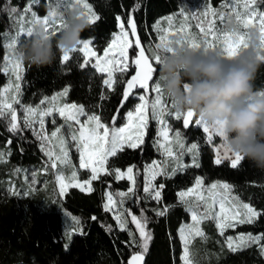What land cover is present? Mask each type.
I'll list each match as a JSON object with an SVG mask.
<instances>
[{
	"label": "trees",
	"instance_id": "1",
	"mask_svg": "<svg viewBox=\"0 0 264 264\" xmlns=\"http://www.w3.org/2000/svg\"><path fill=\"white\" fill-rule=\"evenodd\" d=\"M29 0H12V6L22 11ZM98 19L90 23L91 27L81 33L82 39L92 38V46L97 54L109 44L112 34L118 30L117 17L127 25L131 16L137 25V34L147 47L155 39L153 25L165 15L175 13L180 7V0H87ZM213 3L217 0H212ZM220 1V0H218ZM6 0H0L4 8ZM138 5V7H136ZM264 6V0H259ZM40 14L46 11L45 0L35 6ZM16 18H10L7 11H0V69L4 56L1 34L12 31ZM60 31V30H59ZM59 31H53L54 36ZM28 35L19 38V48ZM85 60L82 53L71 52L70 60L62 62L61 53L51 66L37 68L22 60V78L20 99L23 103H36L44 95L69 86L66 101L81 104L88 114L101 115L103 122L111 124L112 117L118 113L122 103L126 78L134 74H116L115 87L108 89L103 84L104 74L97 72L89 60V65L81 68ZM156 67V65H155ZM157 73H154L156 79ZM7 77L0 71V87ZM254 87L264 88V62L257 71ZM105 97L101 99V97ZM136 102L129 99L119 112L116 125ZM186 113V112H184ZM197 115H194V120ZM172 129L179 130L183 140L198 144V164L195 167L186 163L183 170L172 175V169L166 167L169 175L156 178L157 185H163L161 199L148 198L144 188V168L153 160L160 158L157 144V121L149 116L144 143L138 149L125 148L116 157H110L106 168L111 174L103 173L92 181V192L69 187L65 195L57 190L52 169L40 176L43 187L25 191L20 168L38 166L45 162L46 156L41 151L38 140L27 129L23 132H9L0 118V148L6 156L0 162V264H127L133 252H139L136 244L129 246V232L139 233L127 216V230L122 231L111 211L105 210L104 192L126 191L133 184L126 178L117 179L115 169L124 170L134 166L135 192L123 202L124 209L140 215L145 209L149 218L147 229L152 234L149 250L144 257V264H180L181 242L178 229L188 221L187 206L179 201L178 191L187 189L201 177L204 185L212 181H224L232 186V193L242 202L251 204L257 211L264 212V170L256 168L250 161L242 159L237 168L230 167L227 160L220 165L213 163L214 150L205 132L200 126L184 129L183 119L167 118ZM218 139V138H216ZM11 140L9 145L7 142ZM216 141V140H215ZM16 182L17 191L10 192L8 184ZM168 208L165 216H157L156 210ZM66 217H75L79 223L66 224ZM95 217L96 219H93ZM110 226V227H109ZM72 227L70 233L69 228ZM202 230L207 239L194 237L190 245L195 264H264V255L253 244L232 251L225 236L239 233L260 235L264 233V216L255 223L239 224L227 229L222 236L214 221L202 223ZM82 233V234H81Z\"/></svg>",
	"mask_w": 264,
	"mask_h": 264
},
{
	"label": "snow or ice",
	"instance_id": "2",
	"mask_svg": "<svg viewBox=\"0 0 264 264\" xmlns=\"http://www.w3.org/2000/svg\"><path fill=\"white\" fill-rule=\"evenodd\" d=\"M83 2V0H81ZM259 0H232L231 8L232 11L229 13V17L232 14L235 15V20L238 25H243L244 29L249 28L253 25L254 21L258 25L259 33L261 37V45L264 47V12H257L255 6ZM236 5H242L244 11H237ZM59 7V3L57 4ZM87 8L88 6L85 5ZM138 7V5L136 6ZM223 7V5H222ZM33 4H27L22 11H18V6H12V0H6L4 8H0V11H7L10 18L18 17L19 20L24 21L27 14H31L33 20L31 23H42L50 34H54L50 31L54 28V25H59L55 31H59L63 27L62 19H54L57 17L56 11H52L42 21L37 17L35 11H32ZM90 11V9H89ZM183 15V9L181 10ZM205 17L208 15L215 16L216 12L214 9L209 8L206 13L203 14ZM94 13L89 16V22L92 23ZM225 13L219 14V19L223 23ZM98 19V17H96ZM120 17H117L119 32L114 33L111 42L103 49V55L98 56L97 51L92 47V41H81L82 47L79 49H73V52L82 53L85 57L83 63L80 64L81 68H85L89 65L88 58H95V63L91 64L97 72L106 73L107 78L103 80V84L108 89L115 87L116 74L128 73L129 70H133L134 74H130V78H126V86L123 89V100L120 105V109L116 116L112 117L111 124L103 122L102 116L95 113L88 114L82 105L67 104L65 103L62 107H41V106H24L20 104L19 96L21 92V86L17 82L21 79L19 73L21 72V63L19 59L12 62L11 72L15 74V81L9 79L8 84L3 88H0V118H10L8 131L12 133H21L25 129L31 130L33 135L40 141L41 151L44 152L45 156L49 158L50 167L56 169L58 173L56 176L57 181L60 185V195H65L69 187L85 189L87 185V191L92 192L94 189L91 187L92 181L99 179V174L104 172L111 174L105 167L110 157H116L126 147L131 149H138L144 143V137L148 128V116L146 115V109L149 107V101L147 93L149 91L155 93V99L153 100L152 107V118L156 119L158 124L161 126L158 129V136L163 138L164 142L157 141L158 148L162 149V154L167 158L163 163L175 164L172 169V175L177 171L183 170L181 160L185 153L193 155L192 166L199 167L196 162V150L198 145L196 143L186 147L185 142L181 139V132L176 131L174 137H170V126L165 121L164 114L172 115L168 111L164 94L159 86L157 80L154 84L150 85V81L154 79V73L156 67L154 66L159 63V56H149L146 54L151 51V48L146 49L143 46L142 38L137 35V25L131 16L127 19V27L125 24L120 22ZM169 23L173 20V17L166 18ZM199 20V18L197 17ZM52 21L51 23L49 21ZM187 17L182 22L178 32L174 33L175 36L179 37L178 42L187 43L189 46L202 51L216 50L217 54L221 56L231 57L236 54L241 46L244 44L245 35L237 28L234 31L223 30L218 28L215 20L203 19L199 20L196 24V28L202 36L199 38L200 42L196 41L187 27ZM160 21H157L156 28L159 29ZM29 27L27 32L30 31ZM135 37L134 40L129 39V35ZM212 37V39H209ZM159 43H156L155 48H160L163 44L170 43L172 39H168L167 35L159 36ZM215 41V43H214ZM133 55L135 58L133 59ZM63 61H69V53L63 54ZM8 60V57H5ZM5 73L9 72L8 68L0 69ZM68 89H64L58 96H65L68 93ZM58 97H53L56 100ZM105 97H101L104 99ZM139 103L134 105V110H129L125 114L126 123L117 127V121L120 118L119 112L123 110L129 99H137ZM20 104L21 109L24 112L23 125L19 123V117L17 109L14 105ZM44 101H41V105ZM58 111L59 117L65 121L64 125L55 127V120H53L54 130L49 134L45 126V117H49L53 114V111ZM175 119H183L184 129H189L192 126H203V132L208 133V141H212L211 129L220 138H224L225 133L223 128L219 125L209 126L202 119L197 118L192 122L194 113L187 111L186 114L175 112ZM87 117L86 120H82V117ZM39 125L36 128L35 125ZM67 126L68 135L75 146V150L79 155V169L89 170L90 178L84 180L82 183L78 179V173L76 170L71 171L70 176H65L58 167L64 165L67 167L70 163L69 157L70 152L65 137L62 133V129ZM78 126V127H76ZM11 144V140L7 142ZM172 143H175L179 151H174ZM58 148L59 151H54ZM223 148V156L220 155V149ZM216 156L213 163L220 165L223 160L229 159L230 150L225 147L223 143L215 149ZM234 158L230 159V167L237 168L239 162L243 159L239 154L232 153ZM3 154L0 153V156ZM134 166L127 169L126 173H122L120 169H115L114 174L117 179H122L126 175L127 178L132 181L133 186L129 187L127 192L119 193H106L107 203L104 205L106 211L114 212V219L117 221L118 226L122 231L127 230L125 217H131V223L135 225L136 232L139 233V239H137L135 233L129 232L130 240L128 241L129 246L136 244L139 248V252H133L127 264H143L144 257L149 250V242L152 239V234L147 229L148 217L144 214L145 209H141L140 215L133 214L131 210H121L123 202L128 198L129 194L135 192V180L133 176ZM146 183L143 191L148 194V198L153 200H160L162 196L163 185L158 187L153 185V181L158 175H169L165 167L160 166V162L153 161L151 165L146 166ZM35 176H33V182ZM65 181H68L67 183ZM207 192V195L204 193ZM232 193V186L228 183H221L219 181L212 183L206 189L204 187V181L201 177H196L195 183L192 187L186 190L180 191L177 195L179 201L187 206V211L191 214V223H182L178 229V234L181 240V252L179 255L180 264H195L193 254L191 252L190 245L192 238L199 237L201 239H207L206 234L202 230V223L208 220L214 221L219 233L223 236L227 229L236 228L239 224L255 223L258 219L264 216V212L257 211L249 203H243L238 196H234ZM118 196V201L114 200L113 197ZM218 205V210L216 207ZM168 208L156 210L157 216H165ZM76 220L75 217H73ZM93 219H96L93 217ZM79 223L78 220H76ZM110 227V226H109ZM82 234V233H81ZM234 242L235 246H234ZM228 247L232 251H237L239 248L249 247L253 244L260 247L261 255H264V233L253 236L252 234H239L237 237H227Z\"/></svg>",
	"mask_w": 264,
	"mask_h": 264
},
{
	"label": "clouds",
	"instance_id": "3",
	"mask_svg": "<svg viewBox=\"0 0 264 264\" xmlns=\"http://www.w3.org/2000/svg\"><path fill=\"white\" fill-rule=\"evenodd\" d=\"M59 18L63 27L58 35L50 34L43 24L30 28L18 51L19 58L29 66H51L58 53L76 49L81 33L91 27L81 0H64ZM225 27L228 31L238 28L231 17ZM178 40L174 38L152 52L160 58L157 82L172 109L178 113L191 111L209 126H221L225 147L264 170V88L254 87L264 62L259 31L250 27L246 46L231 57L198 50Z\"/></svg>",
	"mask_w": 264,
	"mask_h": 264
},
{
	"label": "rangeland",
	"instance_id": "4",
	"mask_svg": "<svg viewBox=\"0 0 264 264\" xmlns=\"http://www.w3.org/2000/svg\"><path fill=\"white\" fill-rule=\"evenodd\" d=\"M180 1H181L180 7H179L177 12L165 15L164 17H162V18L157 20V21H160L159 29H157L155 27L157 22L153 25V30H154V33H155L156 37H155V39H153V41H151V44L147 47V49L151 48V51L147 52V54L149 56H151L153 50L155 49L156 43L160 42V40H159V36L160 35H167L168 39L179 38L178 36H175L174 33L179 31L182 22L185 21V17H187L186 27H187L188 31L191 33V35L194 38H196L197 42H200L199 38L202 36V34H200L199 30L196 28V24L199 22V20H203L205 18L213 19V20H215V23H216L218 28H221L223 30H227L226 27H225V21L229 17L228 14L231 13V11H232V8H231L232 0H220V1L217 0L214 3H213L212 0H180ZM39 2H40V0H29L27 2V4H29V3L33 4L32 11H35L37 17H39V19L41 21L46 16H48V14L50 12H52V11H56V13H57V17L54 18V19H58L59 18V11L64 5V0H45V2H46V11H45L44 14H40L38 12V9L35 8V6H38ZM58 3H59V7H57ZM82 3L84 5L88 6L86 8V10L88 11L89 16H91L94 13V16H92V19L95 20L96 17H97V14L94 12V10H93L92 6L90 5V3L87 0H83ZM222 5H223V7H222ZM209 8L215 10V12H216L215 16L208 15L207 17H205L203 15L204 13L207 12V10ZM89 9H90V11H89ZM182 9H183V13H184L183 15L180 14ZM255 9H256L257 12H264V6H260L259 2L255 6ZM236 10L237 11H241V12L244 11L242 5H236ZM221 12L225 13V17H224L223 23L219 19V14ZM170 16L173 17V20L171 21V23H169V21L166 19L167 17H170ZM197 17L199 18V20L197 19ZM231 18H233L235 20V15L232 14ZM32 20H33V17L31 16V14H27L26 15V19L24 21H21V20H19V18H17L16 22H15V25H14V29L12 31H4L1 34L2 42H3V46H4V56H3V60H2V69L3 68H8L9 72H7V73L4 72L6 74L7 80L0 88H3L6 84H8L9 79L15 81V74L11 72V67H12V62H14L16 59H19L20 63H21V72L19 73V75L22 78V59H20L19 56H18L19 38L22 35H28L27 29L29 27H32V26H35V25H38V24H42V23H31ZM49 22L51 23L52 21L50 20ZM120 22H122L121 19H120ZM237 26L239 27V29L243 32V34L245 36H246V34H247V32H248L250 27L255 28V29H257V31H259L258 25L255 23V21H254L253 25L250 26L247 29H244L243 25H238L237 24ZM58 27H59V25H54V28L52 30H50V31H55V29L58 28ZM125 29L127 31H129V33H130V29H128L127 25H125ZM118 32H119V28L114 33H118ZM113 34H112V36H113ZM111 39H112V37H111ZM129 39L130 40H134L132 38L131 34L129 35ZM209 39H212V37H209ZM88 40L92 41V38L81 39V41H88ZM110 42H111V40H110ZM214 43H215V41H214ZM80 47H82V43L77 46V49H79ZM212 51L216 52V50H212ZM71 52L72 51L69 52V56H70ZM102 55H103V52L101 54H98V56H102ZM5 57H8L7 61L5 60ZM62 57H63V54L61 53V61L65 62V61H63ZM134 58H135V56L133 55V59ZM90 59L93 60V62L95 63V58H88V60H90ZM154 66H155V64H154ZM103 74H104V79H106L107 78L106 73H103ZM156 80H157V76H156V79L154 81H150L149 82L150 85L154 84ZM17 82L21 86V79L19 81H17ZM66 88L69 90V86L67 85V86H65L63 89H61L59 91L53 92L52 94H49V95L42 96L39 99V101L36 102V103H23V102H21V99H20V96H19L20 104H22L24 106H32V107H36V106H41V107H44V108L54 107V109L58 108V107H62L65 103H67V104H77V103H74V102H67L66 101L67 95L58 96V94L62 93L64 91V89H66ZM147 96H148V101H149V107L146 109V115L148 116V119H149V116L152 117V111L153 110H152L151 104H152L153 100L155 99V93L149 91L147 93ZM53 97H58V98L56 100H53ZM164 99H165V104H166V107H167L168 111L172 113V115H168L167 113H165L164 117H163L165 119V121L167 122V124L169 125V122L167 121V118H175V115H174L175 111H174V109H172L171 104H170L168 98L165 95H164ZM41 101H44L43 105H41ZM136 103H139L138 98L136 99L135 104ZM20 104H16L14 106L16 107L17 113H18V117L20 118L19 119V123L21 125H23L24 112L21 109ZM77 105H81V104H77ZM134 105L129 110H134ZM126 113H127V111L124 113V115L122 117V122L119 125H116L117 127H121L127 122L126 119L124 118ZM182 113H184V112H182ZM9 119L10 118H1L5 128L7 130H8V127H9ZM81 119L82 120H86L87 117L85 116V117H82ZM195 119H197V118H195ZM53 120H55V127H59V126L65 124L64 119L59 117L58 111L54 110L53 114L51 116L45 117V126H46V130H47V132L49 134L54 130ZM157 124H158V122H157ZM35 127L39 128V125L37 124V125H35ZM76 127H78V126H76ZM160 127L161 126L158 124L156 138H157V141L159 140L160 142H164L163 138L158 136V129ZM200 127L203 129L202 125ZM29 131L33 134V132L31 130H29ZM176 131H179V130L172 129L171 126H170V132H169L170 137H174ZM210 132H212V141L210 143H211V145L213 147V150H214V153H215V156H216L215 149L218 148L220 145H222L224 142H223L222 138H220V137H218L216 135V133L211 129V127H210ZM62 133H63V135L65 137V140H66V143H67V146H68V151L70 152V157H69L70 163H69V165L67 167H65L64 165H60L59 162H57L58 163V167L61 168V170H62V172H63V174L65 176H70L71 171L76 170L77 173H78V179L82 183L84 180L90 178V171L89 170L79 169V155H78V153L75 150V146H74L73 142L71 141L70 136L68 135L67 126H65L62 129ZM35 138H36V136H35ZM216 138H218V139H216ZM181 139L183 140L182 135H181ZM207 139H208V136H207ZM183 141L185 142V146L186 147H189V146H191V144L196 143V142H186L185 140H183ZM38 142H39V145H40V141L39 140H38ZM172 147H173L174 151H177V152L179 151V148H178V146L175 143H172ZM159 150H160V154H161L160 158L155 159V161L160 162V166L161 167H165V168L169 167V168L173 169V167H175V164H173V163H168L167 165H164L163 162L167 158L162 154L163 150L162 149H159ZM54 151L58 152L59 149L56 148V149H54ZM0 153L3 154L2 156H0V162H1V161H3L5 159V156H6L5 149L0 148ZM220 155L223 156V148L220 149ZM231 158H234V156H233L232 153H229V159L227 160V161H229V163H230V159ZM152 162H150L146 166L151 165ZM196 162L198 163V148L196 150ZM50 163H51V161H49V158L46 156L45 162L42 163L41 165L31 166V167H27V168H20L19 169V171L21 172V175H22V180L25 183V191H32V190H35L38 187H40V188L43 187L44 186V181L40 180V176L42 174H44V173H47L48 170H49L48 168H50L53 171L55 184H56L58 192L60 193V185H59V182L56 179V176H57L58 173L56 172V169H53V168L50 167ZM186 163H189L190 165L193 164V155L192 154L185 153L183 155V158L181 160V164H182V166H185ZM146 166H145V168H146ZM129 167H131V166H129ZM129 167H127L124 170L120 169V171L122 173H126L127 169ZM145 168H144V186H145V183H146ZM103 173L104 172H101L99 174V176L101 174H103ZM33 176H35V181L34 182H33ZM158 176H160V175H158ZM158 176H156V178ZM115 177H116V175H115ZM124 178L128 179L126 175L124 176ZM155 180L152 183H153V185L158 187V185L155 182ZM65 182L67 183L68 181H65ZM212 182L214 183V182H217V181H212ZM219 182L226 183L224 181H219ZM207 185L208 184L204 185L205 189L207 188ZM87 187L88 186L86 185L84 191H87L86 190ZM17 188H18V185L16 184V182L12 181V182H10L8 184V190L10 192L17 191ZM109 192L115 194V193H119V192H127V190L126 191H112L110 189H106L105 192H104V197H105L104 202H105V204L107 203L106 193H109ZM204 194L207 195V192H205ZM130 196H131V194H129L128 198H130ZM128 198H126L125 200H127ZM113 199L118 201L120 198L118 196L114 195ZM243 203H246V202H243ZM215 207H216V210H218V205L215 206ZM121 210H124V205H122V209ZM111 212H112V214L114 216L115 209H113ZM190 216H191V214L189 213L188 221H184L183 223H191ZM125 222H126V225H127V218L126 217H125ZM66 224L68 226H70L71 224H75V220L73 218L66 217ZM71 229H72V227L69 228V230H71ZM69 232L71 233L72 230L69 231ZM239 234H246V233H239ZM239 234H235V235H232V236L231 235L225 236L226 243H227V237L228 236H231V237L235 238ZM178 236H179V234H178ZM253 236H255V235H253ZM179 239H180V237H179ZM192 240H193V238H192ZM180 242H181V240H180ZM235 243L236 242H234V246H235ZM227 245H228V243H227ZM259 249H260V247H259Z\"/></svg>",
	"mask_w": 264,
	"mask_h": 264
},
{
	"label": "crops",
	"instance_id": "5",
	"mask_svg": "<svg viewBox=\"0 0 264 264\" xmlns=\"http://www.w3.org/2000/svg\"><path fill=\"white\" fill-rule=\"evenodd\" d=\"M196 118H199V117L197 116ZM206 135L208 136V133H206ZM214 158H215V156H214ZM128 180H129V179H128ZM129 181H130V180H129ZM130 182L132 183V181H130ZM194 183H195V182H194ZM212 183H213V182L208 183L207 187L210 186ZM193 185H194V184H193ZM193 185H192V186H193ZM158 186H159V185H158ZM192 186H190V187H192ZM182 190H186V189H182ZM182 190H180V191H182ZM180 191H178V193H179ZM178 193H177V194H178Z\"/></svg>",
	"mask_w": 264,
	"mask_h": 264
},
{
	"label": "water",
	"instance_id": "6",
	"mask_svg": "<svg viewBox=\"0 0 264 264\" xmlns=\"http://www.w3.org/2000/svg\"><path fill=\"white\" fill-rule=\"evenodd\" d=\"M137 35H138V34H137ZM132 38L135 39V37H132ZM146 54H147V53H146ZM125 86H126V83H125ZM125 86H124V87H125ZM122 100H123V97H122ZM185 114H186V113H185ZM116 115H117V114H116ZM116 115H115V116H116ZM192 122H194V117L192 118ZM143 264H144V261H143Z\"/></svg>",
	"mask_w": 264,
	"mask_h": 264
}]
</instances>
